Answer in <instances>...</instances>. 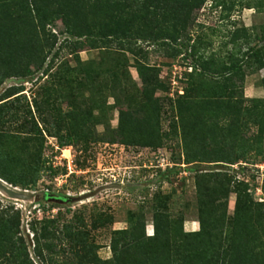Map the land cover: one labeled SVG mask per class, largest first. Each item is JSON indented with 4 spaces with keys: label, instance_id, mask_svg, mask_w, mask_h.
<instances>
[{
    "label": "rangeland",
    "instance_id": "1",
    "mask_svg": "<svg viewBox=\"0 0 264 264\" xmlns=\"http://www.w3.org/2000/svg\"><path fill=\"white\" fill-rule=\"evenodd\" d=\"M146 1L128 0L134 6ZM159 21L155 29L174 24L162 14ZM49 28L58 41L42 68L0 81V170L16 181H0V213L10 210L19 225L16 240L34 264H45L37 254V237L53 245L44 255L51 253L58 264L72 258H84L81 264H158L155 255L147 258L162 254L156 244L142 256L131 249L119 259L114 251L117 233L137 223L145 225L146 237L154 234L156 206L171 217L167 251L172 259L181 257L183 223L185 231H190L187 220H197L201 228L199 186L205 180L202 187L219 192L214 218L222 221L227 211V227L222 232L220 222V229L212 230L213 241H222L221 253L241 234L233 218L239 194L242 208L247 201L240 223L264 226V0H207L191 14L188 29L168 39L145 25L146 36L106 45L72 35L62 20ZM139 62L155 67L166 85L154 95L159 146L123 143L119 129L122 110L145 113ZM237 64L242 70L222 74ZM22 84L25 90L12 95L10 87ZM203 90L230 107V114L217 108L221 116L208 122L217 128L214 133L194 123ZM186 100L193 108L181 120L179 106L188 105ZM69 134L78 140L61 145L60 138ZM220 148L233 155V163L210 161ZM4 152L19 154L21 167L11 165ZM44 230L50 231L45 240ZM75 234L84 240L80 254ZM262 234L261 260L255 264H264Z\"/></svg>",
    "mask_w": 264,
    "mask_h": 264
},
{
    "label": "trees",
    "instance_id": "2",
    "mask_svg": "<svg viewBox=\"0 0 264 264\" xmlns=\"http://www.w3.org/2000/svg\"><path fill=\"white\" fill-rule=\"evenodd\" d=\"M206 2L207 0H147L142 5L139 4L138 6L137 4L138 8H136L137 6L131 5L128 0H0V81L5 82L9 78L19 75L31 76L37 69L40 70L42 68L58 41L57 35L52 33L51 28H49L57 20H62L66 25L67 31L72 35L81 39H90L97 44L106 45L112 40H126L131 43L133 39L144 36L143 26L155 29L160 24L159 16L162 14L166 16V19L170 18V16L173 18V27H158L155 30H159L157 32L158 36L161 35L163 38L168 39L176 37L175 34L185 32L188 29V23L193 11ZM225 9L227 10V7ZM183 44L189 49V43L185 42ZM58 54L59 50L53 56L55 57ZM245 54L250 56L255 53L247 52ZM261 60H263L262 64L264 65V58ZM33 66L37 68L35 69ZM137 68L145 87L143 95L147 97L141 108L145 113L142 117H139L131 111H121L119 129L122 140L124 141L123 143L127 144L141 143L159 146L162 143L159 134L160 110L154 95L158 89H165L166 85L165 82L159 79V73L155 72L157 71L155 67L139 62ZM204 70L208 73L210 67L205 66ZM240 70H242V67L239 64L232 65L226 67L222 74H234ZM10 90L14 92L12 95L17 94L25 90V85L13 86L10 87ZM200 94L198 97H203L204 99L197 101V104L195 103L198 106V110L193 113L196 118L194 123L203 126L206 133H209L207 129L214 133L217 128L215 126L210 127L208 122H216L221 116L220 111L217 112V108L223 107L227 110V114H230L229 104L222 101L223 99H216L214 97L215 93H212V91L203 90ZM12 95H8V97ZM186 103L188 105L181 106L180 104L179 106L181 120H185L193 108V104H189L188 100H186ZM205 126H209V128ZM35 131H40V129L38 128ZM200 132L202 133L201 130ZM15 137L19 138L17 135ZM10 138L13 139V136L9 137V141L12 140ZM78 138L69 134L66 138L62 136L60 143L61 145H70L77 141ZM225 152L224 148L218 149L215 152L216 159L210 161L233 163V155L229 153L226 155L224 154ZM4 153L10 160L8 162H12L11 165L15 166L17 164L19 165H16L17 167H21L19 154L17 155L15 152ZM190 160L191 156L188 155L187 161L190 162ZM50 171L54 172L53 169ZM218 172L220 173V171ZM161 173L163 172L161 171ZM0 178L16 184V181L2 169L0 170ZM204 182V184L207 183L206 180ZM240 182L248 186L247 182L243 180ZM204 184L199 186L201 193V228L198 231H185L183 223L181 228L182 239L177 252L181 257L172 259V252L167 251V247H169L167 245L171 241V217L160 208L161 206L155 207V232L153 235L146 237L145 225L143 226L141 223L117 233L114 238V251L117 257L120 259L127 250L131 249H134L133 251L135 252L138 251L140 256H142L146 247L156 244L159 246L157 248L161 249L159 252L162 254L154 253L147 258L152 260L155 255V261L157 260L158 264H173V262L178 261H180L179 264H255L260 258L258 250L260 241L263 240L264 226L258 228L250 225L249 221L248 223H240V217L242 214H246L247 201H245V207L242 208L243 197L239 194L235 203L233 218L237 228L238 226V229L241 228V234L238 231L230 245V249L221 253L217 248L222 241L220 243L213 241L212 230L213 228L220 229L221 225V231L223 232L224 228L227 227V211L223 213L222 221L214 218L215 209L213 207L216 206L214 205V200L219 194L218 188L207 185L205 186L206 188L202 187ZM228 186L226 185V187ZM202 188L205 189L203 190ZM221 188H225V184ZM244 196L247 198L248 194L246 193ZM63 197L67 198L66 195H63ZM8 212L10 210H4L0 213V264H34L29 259L25 245H19L16 240L18 232L16 228L19 225L13 221V216L7 214ZM142 218L143 215H140L139 220ZM249 220H252V217ZM220 222L222 223L219 225L218 223ZM49 223H55V219H51ZM215 223L219 226L215 225ZM69 229L70 227L68 231ZM138 230H142V232L138 234ZM227 230H230V227ZM42 234L45 240L50 231L44 230ZM39 239L37 237L36 250L38 256L45 264H58L59 260H56L51 253L44 255V249L47 248L51 252L54 249L53 245L40 243ZM74 239L76 242L74 245L75 250L80 254L84 249L83 245L80 247L84 240L78 238L76 234ZM254 259L256 260L254 261ZM82 260L84 261V258L79 261L76 258H72L70 261L64 260L61 263L81 264Z\"/></svg>",
    "mask_w": 264,
    "mask_h": 264
},
{
    "label": "crops",
    "instance_id": "3",
    "mask_svg": "<svg viewBox=\"0 0 264 264\" xmlns=\"http://www.w3.org/2000/svg\"><path fill=\"white\" fill-rule=\"evenodd\" d=\"M186 224H187L186 226H187L188 230H190V231H197L200 228L199 222L195 219L187 220Z\"/></svg>",
    "mask_w": 264,
    "mask_h": 264
},
{
    "label": "bare ground",
    "instance_id": "4",
    "mask_svg": "<svg viewBox=\"0 0 264 264\" xmlns=\"http://www.w3.org/2000/svg\"><path fill=\"white\" fill-rule=\"evenodd\" d=\"M0 181L6 182L5 180H3L2 178H0Z\"/></svg>",
    "mask_w": 264,
    "mask_h": 264
}]
</instances>
